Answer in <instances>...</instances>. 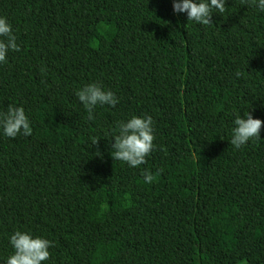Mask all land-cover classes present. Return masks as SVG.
I'll return each instance as SVG.
<instances>
[{
    "label": "trees",
    "instance_id": "trees-1",
    "mask_svg": "<svg viewBox=\"0 0 264 264\" xmlns=\"http://www.w3.org/2000/svg\"><path fill=\"white\" fill-rule=\"evenodd\" d=\"M225 7L204 25L173 0H0L20 46L0 112L32 128L0 127V264L17 230L53 242L41 264H264V126L230 143L237 114L264 121V11ZM90 83L118 98L94 119L76 95ZM133 115L155 137L137 167L111 155Z\"/></svg>",
    "mask_w": 264,
    "mask_h": 264
},
{
    "label": "clouds",
    "instance_id": "clouds-1",
    "mask_svg": "<svg viewBox=\"0 0 264 264\" xmlns=\"http://www.w3.org/2000/svg\"><path fill=\"white\" fill-rule=\"evenodd\" d=\"M248 2V0H245ZM261 11H264V0H251ZM213 9L223 14L226 11L225 0H173L175 13H187L188 20L200 24H212ZM20 51L17 36L11 23L6 17L0 16V62L6 61L9 51ZM239 75V73H238ZM76 95L80 102L88 110L89 118L94 119L93 110L100 105L115 106L118 98L111 90H104L98 83H90L79 90ZM235 127L232 129L230 143L239 149L252 138H260V132L264 121L254 118L250 112H245L243 117L237 114L234 119ZM0 127L7 137L15 138L18 134L30 136L32 128L29 117L23 107L9 105L6 112H0ZM118 134L114 136L115 142L111 153L114 160L126 162L131 167H137L146 163V157L153 150L154 132L151 116L140 117L133 115L127 121H119L116 125ZM97 140H93L96 144ZM146 183H152L154 177L150 172L144 173ZM10 243L14 249L6 264H41L50 258L49 248L53 242L40 236H33L30 232L17 230L11 237Z\"/></svg>",
    "mask_w": 264,
    "mask_h": 264
},
{
    "label": "rangeland",
    "instance_id": "rangeland-1",
    "mask_svg": "<svg viewBox=\"0 0 264 264\" xmlns=\"http://www.w3.org/2000/svg\"><path fill=\"white\" fill-rule=\"evenodd\" d=\"M188 264H199L197 261H189Z\"/></svg>",
    "mask_w": 264,
    "mask_h": 264
}]
</instances>
